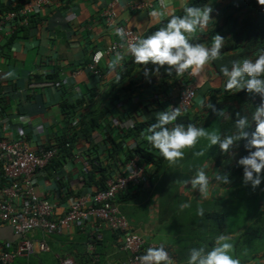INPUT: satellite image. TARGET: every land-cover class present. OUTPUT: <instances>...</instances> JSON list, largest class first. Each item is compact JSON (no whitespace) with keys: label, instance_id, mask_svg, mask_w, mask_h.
Returning <instances> with one entry per match:
<instances>
[{"label":"clouds","instance_id":"clouds-1","mask_svg":"<svg viewBox=\"0 0 264 264\" xmlns=\"http://www.w3.org/2000/svg\"><path fill=\"white\" fill-rule=\"evenodd\" d=\"M56 1L58 0H21V7L16 8L18 5L17 3L13 4L11 0H0V5L4 4L14 7V10L9 12H6L4 8L0 7V46L9 43L10 37L15 33H18V37L27 38L22 36L23 32L19 31L20 27L24 30L30 31V35L37 32L41 21L39 18L40 13L46 7L53 6ZM200 1L202 0H184L183 13L181 15H170L165 8H153L150 12L152 17L160 18L167 16L169 18L163 26L161 25L159 28L144 36L123 22L120 19L119 13H117L112 7L102 5L100 13L101 20L104 22L105 28L111 32L113 40L107 45H101L98 48H94L89 60L86 61V64L83 67L77 68L76 72L82 73L84 71V73H87L88 75H93L98 73V70L101 68H108L109 73L103 79V83H107L108 80L111 81L110 74L115 73L113 79L118 77L120 61L134 60L136 64L142 66L137 68L135 72L138 71L142 73L146 79H151V77L154 76V78H156L154 84H159L161 81L160 76H167L168 83L172 85L174 103L155 114V122L148 126V132L146 134L147 141L153 148L159 150L160 155L170 164H175L185 156L184 150L195 146L201 138H205L210 147L218 145L221 152L230 155H234L233 150L237 148L239 143L243 140L244 148L248 151L246 155L241 156L238 160V164L242 166V182L244 185L251 186L253 190H256L262 185V183H264V51L260 52L255 58L233 60L230 67L228 64H222L219 66V71L227 78L224 84L225 89L233 90L234 93L239 92L240 90H245L252 95H259L261 97V102L254 107V110L251 112V117L237 111L235 113L236 119L233 122V128L226 133L209 131L203 126H196L191 123L185 126L183 122H178V117L189 110H194V104L196 103L197 92L199 89L195 73L200 72L206 65L220 59L221 50L225 46V39L232 40L234 36H237L238 25H234L226 28L227 31L231 32L225 34V36L216 33L210 46L200 42H192V35L198 31L203 32L209 25L210 21L214 19L212 16L214 11L212 0H209L208 3L203 5H200ZM242 1H244L247 6H250V15L251 12H257L256 8H262L264 4V0H250V2L248 0ZM194 2H196V4ZM133 7L150 8L152 6L150 4L138 3L134 4ZM211 33L212 32L209 34ZM202 35L203 34L198 36L202 37ZM11 49L12 45L11 47L4 48V53L9 52ZM0 53L3 55V52L0 51ZM186 70H190L188 76L194 78L195 82L185 88L176 86L173 80L175 78L178 79L182 86V79L178 74H181ZM135 72L130 78L135 75ZM171 73H177V76L173 78L174 75ZM170 74L172 77L168 78ZM8 75L10 76L12 73L9 72ZM44 85L58 88L60 82L57 83L46 80L42 83V86ZM31 86L35 89L36 84L31 83ZM190 87L193 88L194 96L188 106L181 105L180 102L182 97ZM144 93H146V91H144ZM162 94L163 93L160 95L162 96ZM99 98L102 100L103 95ZM99 101L100 100H96V105ZM119 104L120 106H118ZM139 104L140 103H136L135 105L138 106ZM118 105L113 108L112 114H108V117L105 119L106 121H103L102 123V127L106 122H120L121 128H133L136 121L132 117L130 120L125 121V115L128 111L123 106L122 102L118 103ZM210 108L212 111L216 112L219 117H223L225 120L232 119L231 115L225 112L224 109H217L214 104H211ZM69 117L70 115L68 118L65 116L62 130L55 132L53 138L46 143H43L38 149L31 147V140L26 136L30 148L36 153H39L41 148L56 150V154L50 162L53 159H56L58 164L63 162L58 166V169L53 170L55 175L54 181H59V184L61 185H66V181L68 180L65 164L70 163L75 159L81 161L79 174L82 176V179L84 178L85 180L87 173L91 170L87 155L95 151L92 143L101 138L105 139L104 130L98 129L96 135L91 131L92 140L90 142L85 139V137H76V135L73 136V139L71 140L72 132L66 136L68 141H65L63 138L60 142L58 134L63 131L65 125L69 127ZM253 122H255L256 125L255 130H250ZM78 124L79 119H75L72 123L74 126H77ZM124 134L125 133L122 131L114 132V136L117 135V137H124ZM132 142L133 140H129L120 150V154L124 158V154L129 148L128 145ZM60 144H62V147L64 148L63 152H61L58 147ZM82 145L87 146L88 151L86 154L80 150ZM99 153L105 154L102 150H99ZM195 154L201 155L202 153L197 151ZM136 158L138 159L139 164L141 161L139 157ZM130 161H132V159H128L127 164ZM126 165L120 168V172L121 169H125ZM45 168L37 171L32 176V180L35 175L41 173L43 170L46 171ZM46 172L50 173V171ZM230 181L228 173H221L216 170L207 173L204 168H199L197 169L196 174L186 180L185 183L190 184L194 190H198L201 196L207 198L218 191L222 182L228 184ZM100 191L101 190L96 189L92 194L95 195ZM222 193L223 189H220L219 194L222 195ZM38 194H40L43 199L48 200L53 204L56 210V205L49 200L47 196H44L42 193ZM189 206L190 204L188 202H182L180 204L181 209ZM117 207L122 216H124L121 208L119 206ZM199 214L204 215V210L200 209ZM125 219L128 222L129 229L121 232L113 231L107 226H104L101 220L91 218V220L100 222V225H103L106 229L119 234L122 237V243L123 236L126 232H133L142 237L146 242V246L150 247L139 257L141 264H175V259L180 263L178 257L175 258L176 254L173 253L172 249H168L164 244L158 245L148 242L145 237L134 230L126 217ZM90 221H88L87 224ZM44 231L47 232L46 230ZM233 248L234 245L231 242V237L224 233H220L216 237L212 246L209 247L208 245H203L190 248L187 261L188 264H240V260L232 255Z\"/></svg>","mask_w":264,"mask_h":264},{"label":"crops","instance_id":"crops-1","mask_svg":"<svg viewBox=\"0 0 264 264\" xmlns=\"http://www.w3.org/2000/svg\"><path fill=\"white\" fill-rule=\"evenodd\" d=\"M204 1L203 4L209 2ZM138 3L150 4L152 7L134 8L133 5ZM183 3L184 0H58L53 6L46 7L40 13L38 31L27 38L18 37L9 52L3 55L0 53V138L18 139L21 135L27 136L31 140V147L38 149L52 139L55 132L62 130L65 122L62 96L73 99L93 85L90 75L84 71L77 73V68L86 64L94 48L107 45L113 40L111 32L101 20L102 5L112 7L123 22L144 36L166 23L169 18L152 17L150 12L153 8H165L170 15H181ZM212 7L214 19L203 32L198 31L193 35L216 30L225 36L231 32L226 30L228 26L238 25L237 33L245 38L250 34L252 20L259 19L261 24L264 23V4L262 8H256L257 12H251V15L250 6L242 0H212ZM9 72L12 75L9 76ZM49 75L60 82L58 88L45 85L32 88L31 81L43 83ZM109 76L112 80L115 73ZM163 77L165 75L160 76L161 80ZM224 77L210 64L195 73L199 89L192 112L200 113L205 107L210 90L223 89ZM131 79L139 80L136 88L142 92L147 91V85L154 84L156 80L154 76L146 79L138 71ZM100 91H104L103 86ZM133 100L138 99L134 97ZM161 110L155 109L149 114L139 115L138 120L153 119ZM80 150L85 154L88 151L84 145ZM80 164L78 159L65 164L68 176L66 186L54 181L53 170L58 169L57 165L49 169L50 173L43 170L33 178L35 190L56 205V215L65 214L72 199L96 190L95 184H87L80 176ZM157 195L152 198L156 200ZM138 201L130 199L122 203L121 210L136 207ZM150 215L151 226L159 222V216L155 215L153 209ZM127 218L136 231L139 223L136 222L135 214ZM143 233L141 235L150 243L170 245L178 257V248L182 244L156 241L155 235L150 234L148 228ZM29 237L34 241L45 242L50 250L17 258L14 264H62L66 258H72L75 264H125L130 257L122 248V237L94 220L87 225L80 223L64 228L61 233L51 234L36 229ZM17 243L18 238L12 226L0 223V253L15 248Z\"/></svg>","mask_w":264,"mask_h":264},{"label":"trees","instance_id":"trees-1","mask_svg":"<svg viewBox=\"0 0 264 264\" xmlns=\"http://www.w3.org/2000/svg\"><path fill=\"white\" fill-rule=\"evenodd\" d=\"M13 4H18L16 8L21 7V0H11ZM205 1H200L202 5ZM196 4V2H194ZM199 4V3H198ZM4 8L6 12L13 11L14 7H10L4 4L0 5ZM1 12V10H0ZM253 21V22H252ZM250 22V34L244 37L234 36L233 39H225L224 48L221 50L220 59L212 62L210 65L215 68L219 75H223L219 71V66L222 64H228L231 66V62L236 59L244 58H255L260 52L264 51V23L261 24L259 19H254ZM163 26V25H162ZM19 31L23 32V37H28L31 32L24 30L22 27ZM218 31L214 30L211 34L203 33L202 37L198 35H193L191 37L192 42H200L205 45L210 46L214 40L215 34ZM222 35V34H221ZM18 33L13 34L9 43L0 46V51L4 53V48L11 47L18 37ZM141 65H138L134 60H123L120 61V71L118 72V77L111 81L108 80L107 83H103V79L108 75V68H101L98 73L90 75L93 85L92 87L85 88L86 92H82L81 95L74 97L62 96L64 100L62 107L64 108V114L69 117V127L65 125L63 131L59 135L60 142L65 139L67 140V134L72 132L71 140L73 136L76 135L85 137L89 142L92 140L91 135L94 128L97 126L98 129H103L105 132V139L95 140L92 143L95 151L87 155L91 165V170L87 173L85 177V182L87 184L93 183L96 185L97 190H107L108 181L114 176H117L123 171L120 168L124 167L128 159H134L139 157V165L144 168V174L139 181H132L129 186L121 191L114 201L115 206L121 208L122 203L129 202L130 199H138L140 195L146 193L149 196H155L160 190L161 194H165L164 188H155L154 180H157L163 169L171 170L173 168H184L188 166L186 171L187 175L194 176L197 169L204 168V170L209 173L210 171H219L221 173H228L230 176V183L222 185L218 188V191L211 196V198H204L205 201L217 200L222 197H227L224 203L215 204L214 207L209 209L206 213L207 217L211 216L214 219L213 222H208L204 233H200L196 227H191L189 230L196 232L193 237L196 238L195 243L183 244L178 248V260L181 264L187 263L188 251L192 247H199L203 245L212 246L215 242L216 237L220 233H224L231 237V242L235 244V250L233 248L232 255L240 260V264H246L247 262H259V260L264 259V183L256 190H253L251 186H245L242 182V166L238 164V160L241 156L247 154V149L244 148L243 140L239 143L238 147L233 150L234 155L223 153L219 150V146L216 145L214 149L206 147L207 144L204 143L199 145L197 143L192 148H186L185 156L175 164H170L163 156L160 155L159 150L153 148L151 144L147 141L146 134L148 132V126L155 122V118L138 120V116L142 114H149L155 109H166L174 103L172 95V85L168 83L167 76L163 77L159 84H148L149 87L146 93L144 91H138L136 85H138V79L133 80L130 77L133 75L135 70ZM178 74L182 79V86L180 85L178 79H174L173 82L176 86L185 88L186 86L194 83V78L188 76V72ZM173 74V78L177 76V73ZM169 75L168 78L172 77ZM47 80L51 82H57L56 77L49 75L46 77ZM226 77H224V84L226 82ZM41 81V80H40ZM111 82V83H110ZM38 86L42 85V82L31 81ZM41 83V84H40ZM110 83V84H108ZM223 84V89H212L207 96L208 102L205 107L200 111V113L188 111L185 114L178 117V122H183L185 126L191 123L196 126H203L210 129L213 121L216 124L217 131L226 133L233 128V122L236 119L235 113L237 111L241 114H247L251 117V112L254 107L261 102V97L259 95H252L245 90H240L235 92L233 90L225 89ZM110 85V86H109ZM104 87V91H100V87ZM32 88H34L32 86ZM138 91V92H137ZM162 94V96L159 94ZM103 95V98H99ZM137 97L138 100H133ZM96 100H100L96 105ZM122 102L128 111L125 115V121L129 120L131 117L136 121L133 128L124 129L121 128L120 122H106L102 127L103 121L108 117V114H112L113 108H115L118 103ZM136 103H140L138 106ZM214 104L217 109H224L225 112L229 113L232 117L231 120H225L223 117H219L216 112L212 111L210 105ZM75 119H79V124L77 126L72 125ZM121 120V119H120ZM255 122L251 125L250 130H255ZM116 129V130H115ZM123 132L124 137L114 136V132ZM93 138V136H92ZM133 142L128 145V150L124 154L125 158L120 154V150L129 141ZM60 151L63 152L64 148L62 144L58 146ZM212 149V150H210ZM99 150H102L105 154H100ZM199 151L202 154L196 155L195 153ZM60 156V155H59ZM63 162L58 164L56 159H53L50 164L45 168L49 171L50 168L54 166H59ZM168 167H167V166ZM172 165V167H170ZM128 173V172H126ZM172 175L170 180H179V176L176 177V173H169ZM158 181V180H157ZM66 186V185H64ZM158 186V183H157ZM69 187V186H68ZM60 188V186L58 187ZM155 189L156 193H155ZM220 189H223L222 195H220ZM237 189H242V200L245 206L250 207L244 211V216L246 217L242 221L236 223L233 222L232 227H228V211L231 214L240 215V211L236 213L231 211V205L228 202L236 199L238 197ZM158 196V195H157ZM161 196V195H159ZM157 197L155 202L158 203L160 198ZM186 199L189 197L184 196ZM231 200V201H230ZM225 208V209H224ZM218 210V211H214ZM244 210V209H243ZM221 211V212H220ZM122 212L123 209H122ZM226 214V216L224 215ZM124 215V214H123ZM231 216V215H230ZM216 225L220 227L219 229L213 228L211 225ZM215 230V231H214ZM187 231V230H186ZM188 233H193L189 232ZM256 236L257 240H252ZM171 249L170 245L166 246ZM262 254V256H260ZM264 262H259L263 264Z\"/></svg>","mask_w":264,"mask_h":264},{"label":"built area","instance_id":"built-area-1","mask_svg":"<svg viewBox=\"0 0 264 264\" xmlns=\"http://www.w3.org/2000/svg\"><path fill=\"white\" fill-rule=\"evenodd\" d=\"M193 96L194 91L190 87L183 95L181 105L188 106ZM55 154V149L48 148H41L36 153L23 135L16 140L0 138V223L10 224L19 238L15 248L0 253V264H14L17 258L48 251L49 246L45 242L28 237L36 229L61 233L64 228L75 224L87 225L91 218L101 220L113 231L129 229L127 220L114 201L132 181L142 178L144 168L138 164V159H132L122 173L109 180L107 190L72 199L67 212L56 215L55 206L35 191L32 180V176L45 168ZM122 247L130 254L125 264H141L139 257L150 246L147 247L145 240L136 233L126 232ZM62 264L75 262L66 258ZM175 264H180L177 259Z\"/></svg>","mask_w":264,"mask_h":264},{"label":"rangeland","instance_id":"rangeland-1","mask_svg":"<svg viewBox=\"0 0 264 264\" xmlns=\"http://www.w3.org/2000/svg\"><path fill=\"white\" fill-rule=\"evenodd\" d=\"M210 125H211L210 129H208L209 131H217L216 124L214 121ZM97 131H98V127L96 126L94 128L93 134L96 135ZM198 143L199 145L206 143L207 144L206 147L212 149L216 147V145L210 147L205 138H201ZM170 167H172V165H170ZM189 167L192 166L184 167L181 169L173 168L171 170L168 169L162 170L160 176L158 177V181L154 180V184L156 186L158 183L157 189L160 187L164 188L163 190L165 194H161L160 190L158 191V196L161 195L159 196L160 199L158 200L160 202L158 203L155 202L154 204V199L151 196H149V194L144 193L139 196L138 198L139 201L138 203H136L137 204L136 207L124 208V213L129 218H132L133 215L135 214L136 222L139 223L137 225V230H136L137 233L144 234L145 233V232L143 233L144 229L148 228L150 234L155 235L156 241H163V243L176 242L177 244L183 245L185 243L191 244L196 242V238L192 236V234L195 235L196 232H194L193 230H189L191 227H196L200 233L201 232L204 233V238H205V230L207 229L206 228L207 223L208 222L214 223V219L211 216L207 217L206 215L207 211L212 207H214L215 204L224 203L229 198L225 196L217 200L205 201L203 199V196L199 194L198 190H194L190 184L185 183L186 180L192 177L186 174L190 172V171H186V169H188ZM174 172L176 173V177L180 175L179 180L171 181L170 178L172 175H169V173L173 174ZM245 186L246 185H244V187ZM236 192L238 194V197L232 201L230 200L231 202L228 203L231 205L230 210L235 211L236 213L240 211V215L231 214V212L228 211L229 216L227 218L228 219L227 223L229 228L232 227L234 221L238 223L243 219H245L246 217L244 216V211L246 213V209L250 207V205L245 206V203L241 199L243 197L241 193L242 189H237ZM184 196L189 198L186 199ZM208 198H211V196H209ZM182 202H188L190 206L181 209L180 204ZM153 208L155 215L159 216V222L151 226L150 225L151 218L149 214ZM200 209L204 210V215L199 214ZM214 211H218V210H214ZM126 215L124 216L127 218ZM224 215L226 216V214ZM214 225L212 224L211 226L215 228ZM219 228L220 227L216 226V229ZM186 230L193 233H188ZM253 237L254 238L252 240H257L255 235H253ZM260 256H262V254H260ZM176 257L177 256L175 255V258ZM259 262H264V259L259 260ZM246 264H259V263L247 262Z\"/></svg>","mask_w":264,"mask_h":264}]
</instances>
